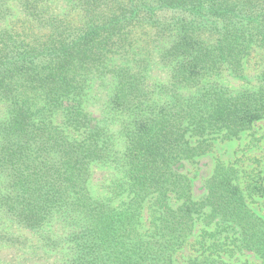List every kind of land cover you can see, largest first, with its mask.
Instances as JSON below:
<instances>
[{"label": "trees", "instance_id": "1", "mask_svg": "<svg viewBox=\"0 0 264 264\" xmlns=\"http://www.w3.org/2000/svg\"><path fill=\"white\" fill-rule=\"evenodd\" d=\"M263 151L264 0H0V264H264Z\"/></svg>", "mask_w": 264, "mask_h": 264}, {"label": "rangeland", "instance_id": "2", "mask_svg": "<svg viewBox=\"0 0 264 264\" xmlns=\"http://www.w3.org/2000/svg\"><path fill=\"white\" fill-rule=\"evenodd\" d=\"M237 148H238V144H234V145H232V146L230 147V149L228 150V151L230 152V155L228 156V158L232 157L234 154L236 155L235 150H236ZM258 154H262V155H264V151H263V152H258L257 155H258ZM238 155H241V153H239ZM255 155H256V153H255ZM197 183H198V187H199V185H200V181L198 180Z\"/></svg>", "mask_w": 264, "mask_h": 264}]
</instances>
